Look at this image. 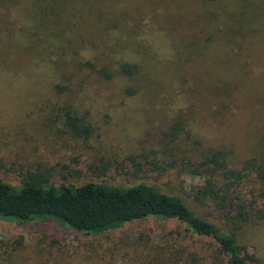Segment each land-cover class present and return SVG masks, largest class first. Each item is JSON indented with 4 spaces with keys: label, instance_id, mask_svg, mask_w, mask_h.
Wrapping results in <instances>:
<instances>
[{
    "label": "rangeland",
    "instance_id": "374dc122",
    "mask_svg": "<svg viewBox=\"0 0 264 264\" xmlns=\"http://www.w3.org/2000/svg\"><path fill=\"white\" fill-rule=\"evenodd\" d=\"M83 2H92L93 11L58 17L56 36L37 34L43 45L31 59L18 51L33 19L25 2L0 6L1 29L12 36L6 42L0 38V179L19 185L26 171L44 170L49 184L146 182L223 227L215 207L193 197L202 179L179 165L164 169L166 159L158 149L174 121L182 136L187 132L201 146L229 149L233 167L264 148V9L252 16L249 29L243 26L235 34L243 43L238 50L216 43L204 49L174 46L194 37L196 10L187 1L67 4ZM110 19L118 20L116 27L109 26ZM89 57L115 69L120 61L135 63V71L130 78L117 75L102 83L91 71L71 66ZM57 82L65 86L61 92L55 90ZM128 84L137 92L125 94ZM73 115L90 124L88 136L70 131L66 120ZM254 181L248 175L239 184L242 199L249 200ZM183 227L175 219L148 217L84 234L51 220L0 219V264H132L130 257L140 248L129 250L128 242L139 235H168L180 243ZM235 238L264 264V220L243 224ZM196 242L191 248L206 247L209 240Z\"/></svg>",
    "mask_w": 264,
    "mask_h": 264
},
{
    "label": "trees",
    "instance_id": "16d2710c",
    "mask_svg": "<svg viewBox=\"0 0 264 264\" xmlns=\"http://www.w3.org/2000/svg\"><path fill=\"white\" fill-rule=\"evenodd\" d=\"M67 1L0 0L2 7L25 2L24 10L33 18L30 26L24 28V46H19L18 51L29 59L37 57V47L39 51L43 45L42 39H36L37 34L56 36L53 22L58 17L63 14L73 16L82 9L93 11L92 2L72 3L68 6ZM184 1L196 10L193 22L196 28L193 38L177 41L175 47L180 44L184 48L200 45L207 49L216 43L232 49L237 47L238 50L243 43L236 40L235 34L243 26L249 29L253 22L252 16L260 15V11L264 9V0ZM34 11L38 14L37 18L33 16ZM108 12L113 17L118 16ZM110 21L109 26H117L118 20ZM0 38L5 42L7 38H12L8 30L1 29V25ZM14 40L16 39L13 42ZM47 45L55 48L53 43ZM69 60L71 62L74 59ZM93 60L97 62V59ZM93 60L90 57L78 60L71 66L91 71L102 83L110 82L117 75L130 78L136 67L135 63L120 61L115 69L107 66V63L97 64ZM58 75L62 76L61 68ZM54 87L56 92L65 89L58 82ZM136 90L138 89L129 84L122 88L127 95L136 93ZM82 120L77 115L67 116L66 124L76 136L84 134L83 137H86L90 124L83 123ZM181 133L182 128L176 121L171 122L169 128L162 133L158 153L166 159L164 169L179 165L180 169L187 168L201 178L202 183L193 197L201 202H210L223 219V227L196 215L181 197L162 192L153 184L136 182L131 185H107L95 181L49 184L48 172L44 170L26 171L19 185L0 179V219L21 223L35 219L51 220L84 234L110 231L148 217L175 219L184 225L183 242L178 243L175 237L168 235L154 239L139 235L135 241L128 242L129 250L134 251L135 245L140 248V252L130 257L132 264H257L252 256L247 255L245 246L237 244L235 232L243 224L264 220L263 146V151H254L237 168L229 164V149L203 147L198 139L191 138L187 132L183 136ZM248 175H253L255 181L248 191L249 200H245L239 195V184ZM204 238L209 240L206 247L200 244L195 249L191 248L196 246V240L200 243ZM118 244L120 243H116V246ZM112 260H115V256Z\"/></svg>",
    "mask_w": 264,
    "mask_h": 264
}]
</instances>
